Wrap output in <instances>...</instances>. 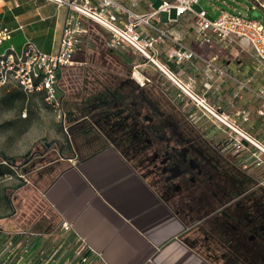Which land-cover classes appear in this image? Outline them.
<instances>
[{
  "label": "crops",
  "instance_id": "crops-1",
  "mask_svg": "<svg viewBox=\"0 0 264 264\" xmlns=\"http://www.w3.org/2000/svg\"><path fill=\"white\" fill-rule=\"evenodd\" d=\"M66 13L46 0L39 3L37 0H0V35L3 30L9 32V38L1 42L0 54L9 45L18 49L26 38H32L41 51H50L60 37ZM189 16L192 15L184 14L169 23L164 14L160 15L161 22L156 24L168 36L155 44L156 62L182 88L203 97L209 107L217 109L237 130L252 133L254 128L263 147L264 98L258 94L264 91V70L248 52L247 60H243L240 54L227 55L217 48L211 51L197 47L195 25L185 23ZM177 50L193 52V56L177 61L170 56ZM138 67L141 83L146 78L160 82L182 107L189 102L188 110L195 111L188 94L156 65L143 59ZM216 68L226 73L221 74ZM83 132L87 139L75 148L65 139L63 148L72 151L73 162L37 178L34 188L37 190L32 196L37 200L35 204L42 211L49 209L56 225L70 223L68 233L76 240L84 239L89 248L100 252L98 261L102 264H210L183 243L180 221L131 170L122 155L98 139L97 133ZM20 188H6L9 193L0 195V204L6 205L0 217V264H58L57 259L51 260L42 251L45 237L51 231V225H46L47 216L43 212H31L32 201L20 194ZM14 222L19 224L18 228L11 227ZM14 232L44 237L29 242L28 251L24 252L17 244L21 237L12 235ZM9 240L13 244L10 248Z\"/></svg>",
  "mask_w": 264,
  "mask_h": 264
},
{
  "label": "flooded vegetation",
  "instance_id": "flooded-vegetation-1",
  "mask_svg": "<svg viewBox=\"0 0 264 264\" xmlns=\"http://www.w3.org/2000/svg\"><path fill=\"white\" fill-rule=\"evenodd\" d=\"M103 89L81 130L122 155L180 221L183 243L210 264H264V146L254 128L199 122L153 79Z\"/></svg>",
  "mask_w": 264,
  "mask_h": 264
},
{
  "label": "rangeland",
  "instance_id": "rangeland-1",
  "mask_svg": "<svg viewBox=\"0 0 264 264\" xmlns=\"http://www.w3.org/2000/svg\"><path fill=\"white\" fill-rule=\"evenodd\" d=\"M145 1L153 3L154 7L159 4V0ZM198 1L192 6L193 11L203 9L210 20L216 18L220 11L238 10L242 13L247 11L248 14L252 12V0ZM64 8L61 6L60 10L67 12ZM185 23L193 25L195 18L189 16ZM88 35L80 51L74 56L75 63L57 73L54 87L57 109L45 101L44 92L25 93L11 79L10 82L0 87V155L14 159L10 166L11 171L8 172V167L1 165L2 159L0 158V172L2 173L0 174V195L9 193L10 190L6 191V188L14 189L20 186V194L32 201L30 203L31 212L46 214V225H51V231L50 235L45 237V247H42L44 250L42 248L41 250L51 260L57 259L58 264L102 263L93 255L87 256L85 249L79 252V242L73 234L68 233L69 230H65L62 225H56L53 221V213L49 209L45 208L42 211L40 206L35 204L37 200L32 196L37 190L34 189L37 187L36 180L41 175L47 176L55 173L58 167H66L73 162L72 151L63 148L66 143L65 139H70L72 142V137H75L76 143L72 142L74 148L80 141L87 139L79 123L82 122L83 116H87L85 120L87 126L92 127L91 123L94 124L97 114L96 98L103 96V87L111 82L116 87L124 80L133 81L137 85V81L132 78L133 73H137L139 77L141 74L138 65L142 58L139 53L134 52L133 54L132 50H126L128 57H132L129 61L132 66L128 63L124 64L120 62L115 51L107 47L109 35L104 30L95 25ZM239 54L243 60H247L246 52ZM11 94H18V96L6 101ZM188 104L189 102L183 106L187 114L190 112L187 108ZM194 110L193 117H197L199 122L201 119L204 121L206 117L208 121L211 120L214 124L222 126L211 116L202 114V111L200 112L197 108ZM59 112L62 113L60 118L58 117ZM5 206L1 202L0 217H3ZM11 227L18 228L19 224L14 222ZM41 237L44 236H33L30 244L35 241L34 239Z\"/></svg>",
  "mask_w": 264,
  "mask_h": 264
},
{
  "label": "built area",
  "instance_id": "built-area-1",
  "mask_svg": "<svg viewBox=\"0 0 264 264\" xmlns=\"http://www.w3.org/2000/svg\"><path fill=\"white\" fill-rule=\"evenodd\" d=\"M46 1L67 9L59 39L55 42L53 49L47 52L41 51L32 38H26L18 49L9 45L0 54V87L12 80L20 85L25 93L44 92L45 101L56 109L58 103L54 87L57 73L75 63L74 56L80 51L86 39L87 27L83 24L82 18L94 21L109 34L107 47L126 48L139 53L143 59L156 65L168 76V72L156 62L155 58V44L168 35L156 23L161 22V14L165 15L169 23L176 22L184 14H191L195 18L194 40L197 47L211 51L217 48L218 52L227 55L248 52L257 66L264 70V0H252L251 10L258 14L257 17H253L247 11L242 13L234 10L233 12L220 11L213 20L206 16L203 9L193 11L192 6L197 4L198 0H161L156 7L153 3L144 0ZM141 1H144L143 12L139 11L142 7ZM8 34L7 30H3L0 35V45L2 41L9 38ZM172 39L178 41L174 36ZM170 56H174L177 61H182L184 58L193 56V52L177 50ZM206 62L212 66L210 61L206 60ZM216 70L221 74L226 73L223 69L216 68ZM168 77L183 93L188 94L194 107L200 112L211 116L241 135V132L234 128L226 117L209 107L203 97H199L188 88H182L172 76ZM136 80L142 84L140 80ZM239 85L244 86V83L240 82ZM263 92L262 90L258 94L260 98H264ZM61 114L59 112V118ZM61 225L65 230L71 229V224L68 222ZM12 235L21 237L17 244L24 252L28 251L29 242L35 236L25 232H14ZM77 242H79V252L85 249L89 252L88 255L85 253L87 256L93 255L98 260L101 258V253L89 248L84 239L79 238ZM7 245L9 248L12 247V240H9Z\"/></svg>",
  "mask_w": 264,
  "mask_h": 264
},
{
  "label": "trees",
  "instance_id": "trees-1",
  "mask_svg": "<svg viewBox=\"0 0 264 264\" xmlns=\"http://www.w3.org/2000/svg\"><path fill=\"white\" fill-rule=\"evenodd\" d=\"M82 21H83V24L87 27V34H86V38L87 37H89V35H88V33L90 32V30H92V28H94V26L96 25V26H98L99 28H101L98 24H96L94 21H90V20H87V19H85V18H82ZM91 26V27H90ZM102 29V28H101ZM103 30V29H102ZM105 32V31H104ZM106 34H108V33H106ZM109 35V34H108ZM110 48V47H109ZM110 49H112L113 51H115V53H116V56H118V58H119V60H120V62H124V64H129L130 66H132V64H130L131 62H129V61H131V59H132V57L130 56V57H128V55L126 54L127 52H126V50H128V51H131L130 49H126V48H123V49H113V48H110ZM133 54H135L134 52H132ZM142 60H143V58H142ZM134 65V64H133ZM18 86H20V85H18ZM19 94V93H18ZM18 94H11L10 96H8L7 98H6V101H10L12 98H15V97H17L18 96ZM0 158L2 159V161H1V165L2 166H4V165H6L8 168V172H10L11 171V168H10V166L12 165V161H14V159L13 158H8L7 156H4V155H0ZM4 163V164H3ZM0 174H2L1 172H0ZM86 254L88 255L89 254V252L87 251L86 252Z\"/></svg>",
  "mask_w": 264,
  "mask_h": 264
},
{
  "label": "water",
  "instance_id": "water-1",
  "mask_svg": "<svg viewBox=\"0 0 264 264\" xmlns=\"http://www.w3.org/2000/svg\"><path fill=\"white\" fill-rule=\"evenodd\" d=\"M243 13H244V11H243ZM251 15H253V17H257L258 16V14L256 13V12H251Z\"/></svg>",
  "mask_w": 264,
  "mask_h": 264
},
{
  "label": "bare ground",
  "instance_id": "bare-ground-1",
  "mask_svg": "<svg viewBox=\"0 0 264 264\" xmlns=\"http://www.w3.org/2000/svg\"><path fill=\"white\" fill-rule=\"evenodd\" d=\"M134 78H136V79H138L139 80V76H138V74L137 73H134ZM26 115V114H25Z\"/></svg>",
  "mask_w": 264,
  "mask_h": 264
}]
</instances>
